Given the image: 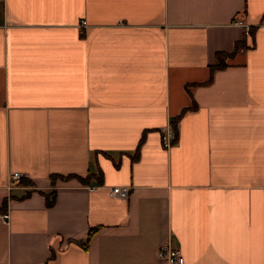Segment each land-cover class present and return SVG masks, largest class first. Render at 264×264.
I'll return each mask as SVG.
<instances>
[{
  "label": "crops",
  "instance_id": "0c3cea01",
  "mask_svg": "<svg viewBox=\"0 0 264 264\" xmlns=\"http://www.w3.org/2000/svg\"><path fill=\"white\" fill-rule=\"evenodd\" d=\"M164 243L264 264V0H0V264Z\"/></svg>",
  "mask_w": 264,
  "mask_h": 264
},
{
  "label": "built area",
  "instance_id": "2783aa9c",
  "mask_svg": "<svg viewBox=\"0 0 264 264\" xmlns=\"http://www.w3.org/2000/svg\"><path fill=\"white\" fill-rule=\"evenodd\" d=\"M85 20L81 19L80 23L85 24ZM236 23H242V19L237 18L234 20ZM163 142L164 145H169L173 139H175V133L173 128H167L166 130L163 128ZM13 177H19L20 173L18 171H14L12 173ZM130 187L123 185H112L109 188V194L118 198H127L129 195ZM2 217L7 218L8 213L2 212ZM156 256L161 259H165L168 264H184V259L182 253L179 248L169 245L168 243H164L160 245L156 250Z\"/></svg>",
  "mask_w": 264,
  "mask_h": 264
},
{
  "label": "trees",
  "instance_id": "16d2710c",
  "mask_svg": "<svg viewBox=\"0 0 264 264\" xmlns=\"http://www.w3.org/2000/svg\"><path fill=\"white\" fill-rule=\"evenodd\" d=\"M224 64H225V62H224V60H223V58L220 56V54H218L217 55V62L213 65L214 67H222V66H224ZM173 129L175 128V123L173 124ZM174 133H175V130H174ZM176 136V135H175ZM52 176V178H53V176L54 175H51ZM55 176H62V175H55ZM68 177H70V176H75L76 178H78L80 181H85V179L83 178V177H80V176H78V175H67ZM53 201H54V189H52L48 194H47V196H46V203L48 204V205H51L52 203H53ZM3 207H5L6 205H7V199H5L4 200V202H3ZM5 211V210H4ZM91 231H92V228H90L89 230H88V234H90L91 233Z\"/></svg>",
  "mask_w": 264,
  "mask_h": 264
}]
</instances>
